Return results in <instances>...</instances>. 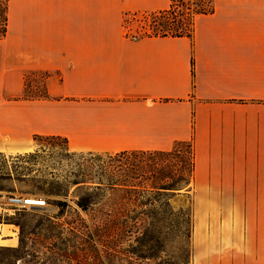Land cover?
Returning a JSON list of instances; mask_svg holds the SVG:
<instances>
[{"label":"crops","instance_id":"obj_1","mask_svg":"<svg viewBox=\"0 0 264 264\" xmlns=\"http://www.w3.org/2000/svg\"><path fill=\"white\" fill-rule=\"evenodd\" d=\"M169 2L8 0L0 154L33 153L35 137L94 154L189 143L191 264H264V0H212L191 38L124 35L125 14ZM29 72L47 99L23 98Z\"/></svg>","mask_w":264,"mask_h":264},{"label":"trees","instance_id":"obj_2","mask_svg":"<svg viewBox=\"0 0 264 264\" xmlns=\"http://www.w3.org/2000/svg\"><path fill=\"white\" fill-rule=\"evenodd\" d=\"M212 11V0H170L164 10L143 13L151 19L150 33L138 39L191 38L194 18ZM7 20L8 0H0V39L5 36ZM41 88L37 94L24 76V99H47L44 86ZM39 138L42 137L34 140ZM85 154L88 165L78 182L83 183V193L72 201L86 218L73 210V217L64 223L68 227L66 239H62L65 232H25L24 226L16 223L18 243L15 247H0V264H142L152 261V248L144 256L137 245L145 247L149 241L159 240V232H153L158 224L168 222L175 234L182 236L188 218L181 210H171L167 199L192 181L194 158L189 143L177 142L170 151ZM55 205L60 208V216L66 203L59 201ZM156 205H163L166 217L159 214ZM44 224L63 226L47 219L35 222L34 230ZM138 240L148 242L140 244Z\"/></svg>","mask_w":264,"mask_h":264},{"label":"rangeland","instance_id":"obj_3","mask_svg":"<svg viewBox=\"0 0 264 264\" xmlns=\"http://www.w3.org/2000/svg\"><path fill=\"white\" fill-rule=\"evenodd\" d=\"M151 19L143 13H130L122 17V32L132 41L141 37L144 33H150L148 26ZM30 83H34L38 92L42 90L44 75L41 73L26 74ZM35 92V94H36ZM36 148L33 153L4 156L0 154V225H10L15 230L16 241L19 240V227L16 223L23 225L25 232L31 230L47 235L65 232L62 239L68 238V227L64 224L73 217V210H77L81 217L86 216L78 209L72 201L77 195L83 193L81 173L87 167L86 154L72 153L66 148L61 139L39 138L34 140ZM191 183V182H190ZM187 188L175 193L167 199L168 206L173 211L181 210L188 218V225L182 230V236H177L174 229L169 227L168 222L158 224L153 232H159L160 239L138 240L137 245L140 252L148 255V248H152L150 255L152 261L142 264H191V240L194 231V209L196 198ZM7 195H22L26 198H34L46 201L43 208H28L24 211H10L3 205V197ZM65 202L66 208L61 209L55 205L56 202ZM161 216L166 217L167 212L163 205H156ZM165 212V213H164ZM49 220L55 224H63L62 228L56 225L44 224L40 229L34 230V223ZM144 229L139 232L142 233ZM11 237H4L5 240ZM134 242V240H131ZM0 247H10L0 246Z\"/></svg>","mask_w":264,"mask_h":264},{"label":"built area","instance_id":"obj_4","mask_svg":"<svg viewBox=\"0 0 264 264\" xmlns=\"http://www.w3.org/2000/svg\"><path fill=\"white\" fill-rule=\"evenodd\" d=\"M32 198V197H30ZM36 206H32L33 204ZM46 204V201L41 200H30L22 195H7L3 197V205L10 211H24L28 208H43Z\"/></svg>","mask_w":264,"mask_h":264},{"label":"bare ground","instance_id":"obj_5","mask_svg":"<svg viewBox=\"0 0 264 264\" xmlns=\"http://www.w3.org/2000/svg\"><path fill=\"white\" fill-rule=\"evenodd\" d=\"M30 200H36L34 198H29ZM38 200V199H37ZM32 206H36L34 205L35 203H32ZM10 225H0V246H6V245H13L15 243V234L13 232H11L10 230ZM11 237L10 240L11 241H7L4 239V237ZM9 240V239H8Z\"/></svg>","mask_w":264,"mask_h":264}]
</instances>
